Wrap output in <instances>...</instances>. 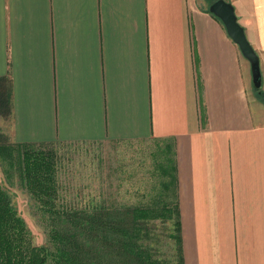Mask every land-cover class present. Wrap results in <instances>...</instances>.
<instances>
[{"label": "crops", "instance_id": "1", "mask_svg": "<svg viewBox=\"0 0 264 264\" xmlns=\"http://www.w3.org/2000/svg\"><path fill=\"white\" fill-rule=\"evenodd\" d=\"M215 1L0 0V135L155 143L175 179L166 192L132 181L125 202L177 208L182 264H264V0H226L259 56V92Z\"/></svg>", "mask_w": 264, "mask_h": 264}, {"label": "trees", "instance_id": "2", "mask_svg": "<svg viewBox=\"0 0 264 264\" xmlns=\"http://www.w3.org/2000/svg\"><path fill=\"white\" fill-rule=\"evenodd\" d=\"M10 113L8 93L0 85V117L8 120ZM49 145L53 144H9L0 135V160L18 172L52 245L51 250L34 246L26 221L0 182V264H182L178 245L176 259L164 263L145 244L147 227L156 221L173 222L171 238L179 242L177 208L173 210L164 197L131 204L111 200L87 201L81 208L66 205L58 199L56 152L43 148ZM157 154L152 175L165 180L159 188L166 192L176 169L172 158Z\"/></svg>", "mask_w": 264, "mask_h": 264}, {"label": "rangeland", "instance_id": "3", "mask_svg": "<svg viewBox=\"0 0 264 264\" xmlns=\"http://www.w3.org/2000/svg\"><path fill=\"white\" fill-rule=\"evenodd\" d=\"M252 89L255 91L254 86ZM253 99L258 102L257 98ZM43 148L56 152L58 199L66 205L81 208L87 201L96 204L111 200L123 204L127 192L130 194L140 192L131 191L132 181L145 179L155 181L152 175L154 167H157L156 159L153 157H158L155 143L53 144ZM8 167L7 163L0 160L1 184L26 221L34 246H43L51 250L49 232L44 226L34 199L19 180L18 172L11 171ZM136 186L141 189L145 187L141 184ZM170 225L156 221L147 227L149 237L145 244L150 247L152 254L164 263H172L174 254L177 256V245L171 238L173 229Z\"/></svg>", "mask_w": 264, "mask_h": 264}, {"label": "water", "instance_id": "4", "mask_svg": "<svg viewBox=\"0 0 264 264\" xmlns=\"http://www.w3.org/2000/svg\"><path fill=\"white\" fill-rule=\"evenodd\" d=\"M209 12L221 21L230 39L234 41L244 58L250 63L253 86L256 91H260L262 88L260 59L248 39H246L245 29L238 22L237 15L234 13V6L226 0H216L209 7Z\"/></svg>", "mask_w": 264, "mask_h": 264}]
</instances>
